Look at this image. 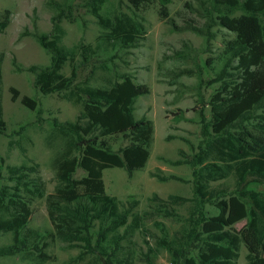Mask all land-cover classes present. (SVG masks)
Segmentation results:
<instances>
[{
	"label": "trees",
	"instance_id": "obj_1",
	"mask_svg": "<svg viewBox=\"0 0 264 264\" xmlns=\"http://www.w3.org/2000/svg\"><path fill=\"white\" fill-rule=\"evenodd\" d=\"M104 1H85V7L96 18L102 32L97 36L94 49L78 42L80 60L71 63L70 75L65 76L62 67L73 57L59 44L63 31L60 21L63 17L73 21L75 17L71 4H66L65 11L63 4L48 0L56 11L51 20L52 30L58 35L49 38L40 34L37 41L50 53V64L28 67L42 94L69 89L62 97L82 103L73 121H52L54 130L65 138V144L52 160L55 184L44 197L53 230L48 231V235H39V239H58L70 247H78L77 259L93 258L92 263L87 264H132L135 257L129 256L130 252L121 255L122 242L128 234L143 229L155 216H176L174 208L190 202L188 227L180 234L169 237L161 223L154 220L161 234L154 235V247L149 245L145 252L140 251L141 262L154 264L153 257L164 249L169 255V264H230L238 257L242 243L247 248L246 264H264V191L258 188L264 184V0H207L197 10L202 23L190 19L183 26L176 25L169 17L168 0H156L160 4L159 14L166 18L171 29H188L200 35L206 46L214 37L212 27L216 20L235 33V38L226 40L221 69L207 81L221 82L209 101L210 119H206L203 107L197 111L202 143L193 153L179 150L181 157L169 161L171 165L186 164L191 168L192 197L169 194L163 199L152 193L149 200L153 207L141 212L135 210L138 200L132 195L124 207L115 195L108 194L102 175L105 168L119 167L131 176L146 165L154 124L145 116L135 118L133 111L136 98L147 94L148 86L135 82L125 73L107 88L85 83L72 86L79 67L88 64L91 55L102 45L109 43L123 50L136 46L145 35L141 15L116 11L103 16L100 10ZM148 1L128 0L133 9H139ZM6 14L0 20V31L7 25ZM2 58L0 54V134L6 130L1 105ZM11 63L16 72L22 70L14 57ZM189 72L190 69H182L179 74ZM11 91L15 100L18 92L14 88ZM20 101L41 117L42 108L36 98L24 95ZM116 134L126 137L128 143L112 150L104 137ZM6 170L7 179L14 184L13 193L6 186L0 187V211L7 213L6 217H0V232H11L12 241L0 248V256L23 253L27 258L33 256L34 264H53L51 255L46 252V241L41 246L39 241L29 244V236L23 234L31 210L20 191L28 189V172H33L34 167L22 163L7 165ZM77 170L84 174L76 176ZM232 173L235 176L232 194L226 195L210 186L211 182ZM153 176L160 181L168 178L184 181L175 175L153 173ZM205 202L213 205L214 214H204ZM242 219L245 220L243 225L235 229L233 225ZM95 223L94 233L91 229Z\"/></svg>",
	"mask_w": 264,
	"mask_h": 264
},
{
	"label": "rangeland",
	"instance_id": "obj_2",
	"mask_svg": "<svg viewBox=\"0 0 264 264\" xmlns=\"http://www.w3.org/2000/svg\"><path fill=\"white\" fill-rule=\"evenodd\" d=\"M47 1L0 0V20L7 13V25L0 31V54L3 55L1 105L3 118L6 120V130L0 134V187L6 186L13 193L14 182L7 179V165L18 166L24 163L34 167L33 172H28V189L20 191L31 210L23 234L29 236V244L39 241L41 246L46 241V252L51 255L53 264H87L92 263L93 258L87 256L83 260L77 259L78 247H70L58 239H39V235L53 230L47 217L44 197L53 190L55 184L52 160L59 155L65 144V138L54 130L52 121H73L82 105L81 101L62 97L69 89L42 94L35 84L34 73L28 71L31 65L44 67L50 64V53L39 44L37 36L45 34L52 38L58 35L52 30L51 20L56 11ZM55 1L63 4L65 11L67 5L71 4L75 17L73 21L64 17L60 21L63 31L59 35V44L69 57H73L64 63L61 72L69 76L71 63L80 60L78 42L87 43L94 49L102 29L85 7L86 0ZM206 1L168 0V15L179 26L186 25L190 19L202 23L203 20L197 16V10ZM159 10L160 4L156 0H149L139 9H133L128 0H105L100 10L103 16L112 15L116 11L135 12L143 19L145 35L136 46L123 50H117V47L109 43L102 45L91 55L88 64L79 67L72 84L74 86L85 83L93 87L107 88L120 80L119 75L125 73L135 82L148 86L149 92L136 98L133 111L135 118L145 116L154 124L153 142L146 165L134 171L131 176L119 167L105 168L102 175L106 192L115 195L124 207L131 200L129 195H132L138 200L135 210L139 212L153 207L149 200L152 193L163 199L169 194L192 197L191 168L186 164L171 165L169 161L181 157L179 150L193 153L197 145L202 143L197 111L203 107L206 119H210L209 101L219 90L221 82L207 81L215 77L221 69L226 40L235 38V33L216 20L212 27L214 37L206 46L200 35L188 29H171L166 18L159 14ZM113 53H117L116 56L109 59ZM13 57L22 68L20 72H16L11 63ZM182 69H190L189 74H179ZM12 88L18 92L15 100L12 99ZM24 95L37 99L42 108L40 118L35 111L21 104L20 99ZM104 139L112 150H118L128 143L127 138L120 134L105 136ZM153 173L175 175L184 181L175 178L160 181ZM81 174H84L81 170L76 171V176ZM210 186L230 195L234 191L235 176L232 173L225 179L211 182ZM258 188L264 191V184ZM190 208L191 203L186 202L174 208L176 216H155L147 221L143 229L139 228L128 234V238L122 242L121 255L130 252L129 256L135 257L132 264H144L139 260L140 251L145 252L149 245L154 247V235L161 234L159 226L153 224L154 220L161 223L169 237H173L188 227ZM203 212L205 215H212L216 209L205 202ZM6 216L7 213L0 211V217ZM244 221L239 220L233 226L239 229ZM96 229L95 223L91 231L95 233ZM119 231L122 232V228ZM11 241V232H0V248ZM246 254L247 248L241 243L238 257L230 264H246ZM33 258H27L23 253L4 255L0 256V264H34ZM153 258L154 264H169V255L164 249L157 251Z\"/></svg>",
	"mask_w": 264,
	"mask_h": 264
}]
</instances>
